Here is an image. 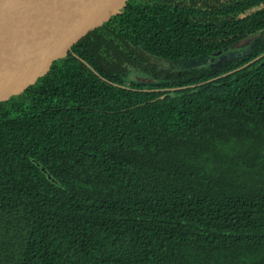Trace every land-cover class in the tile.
Here are the masks:
<instances>
[{
  "label": "trees",
  "instance_id": "trees-1",
  "mask_svg": "<svg viewBox=\"0 0 264 264\" xmlns=\"http://www.w3.org/2000/svg\"><path fill=\"white\" fill-rule=\"evenodd\" d=\"M131 6L0 102V264H264V0Z\"/></svg>",
  "mask_w": 264,
  "mask_h": 264
},
{
  "label": "water",
  "instance_id": "water-1",
  "mask_svg": "<svg viewBox=\"0 0 264 264\" xmlns=\"http://www.w3.org/2000/svg\"><path fill=\"white\" fill-rule=\"evenodd\" d=\"M132 10L131 0H0V102L30 92L89 32ZM259 33L218 52L249 46Z\"/></svg>",
  "mask_w": 264,
  "mask_h": 264
},
{
  "label": "rangeland",
  "instance_id": "rangeland-1",
  "mask_svg": "<svg viewBox=\"0 0 264 264\" xmlns=\"http://www.w3.org/2000/svg\"><path fill=\"white\" fill-rule=\"evenodd\" d=\"M247 46L246 47H243L241 49H234V50H230L228 52H225V53H219L218 54H214L211 58H207V60L205 59V62H209V63H203L202 61L200 60H195L193 62H186V63H181V68L183 67H210L213 66H218V65H222L223 63H226L227 61H230L231 59H234L236 58L237 56H240L242 54H244L245 52H247ZM204 64V65H203ZM218 64V65H217ZM177 67V65H176Z\"/></svg>",
  "mask_w": 264,
  "mask_h": 264
},
{
  "label": "flooded vegetation",
  "instance_id": "flooded-vegetation-1",
  "mask_svg": "<svg viewBox=\"0 0 264 264\" xmlns=\"http://www.w3.org/2000/svg\"><path fill=\"white\" fill-rule=\"evenodd\" d=\"M226 52H228V51H226ZM223 53H225V52H223ZM214 54H218V52H216V53H212L211 55H208V56H202V57H198V58H194V59H190V60H185V61H180L179 63H176L175 65H177V66H180L181 65V63H186V62H193V61H195V60H200V61H202L203 63L205 62V59L207 60V58H211ZM206 64L207 63H209V62H205ZM204 65V64H203ZM218 65V64H217ZM181 67V66H180ZM211 67H213V66H211ZM185 69H188V68H198V66H196V67H184ZM200 68V67H199Z\"/></svg>",
  "mask_w": 264,
  "mask_h": 264
}]
</instances>
